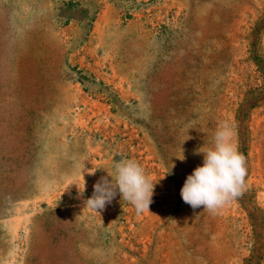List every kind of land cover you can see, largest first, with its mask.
<instances>
[{"label": "rangeland", "instance_id": "obj_1", "mask_svg": "<svg viewBox=\"0 0 264 264\" xmlns=\"http://www.w3.org/2000/svg\"><path fill=\"white\" fill-rule=\"evenodd\" d=\"M222 121L245 186L193 209ZM120 159L149 212L85 207ZM0 264H264V0H0Z\"/></svg>", "mask_w": 264, "mask_h": 264}, {"label": "clouds", "instance_id": "obj_2", "mask_svg": "<svg viewBox=\"0 0 264 264\" xmlns=\"http://www.w3.org/2000/svg\"><path fill=\"white\" fill-rule=\"evenodd\" d=\"M234 136L229 122L222 121L213 138L214 146L198 150L203 164L187 176L181 188L185 204L215 213L242 195L247 177L246 157L239 151ZM155 185L138 162L120 159L114 162L113 173H107L93 185V194L84 202L85 207L99 214L98 210L102 211L119 192L121 199L133 205L138 214L149 212Z\"/></svg>", "mask_w": 264, "mask_h": 264}]
</instances>
